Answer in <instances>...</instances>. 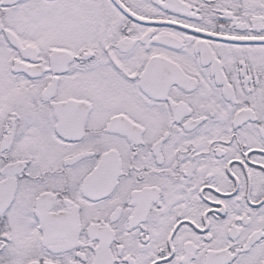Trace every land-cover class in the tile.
<instances>
[{
  "label": "snow or ice",
  "instance_id": "snow-or-ice-1",
  "mask_svg": "<svg viewBox=\"0 0 264 264\" xmlns=\"http://www.w3.org/2000/svg\"><path fill=\"white\" fill-rule=\"evenodd\" d=\"M0 264H264V0H0Z\"/></svg>",
  "mask_w": 264,
  "mask_h": 264
}]
</instances>
